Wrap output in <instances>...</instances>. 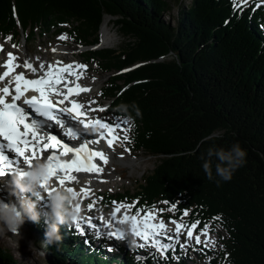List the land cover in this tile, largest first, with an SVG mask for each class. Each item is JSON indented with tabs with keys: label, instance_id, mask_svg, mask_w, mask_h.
I'll return each mask as SVG.
<instances>
[{
	"label": "trees",
	"instance_id": "16d2710c",
	"mask_svg": "<svg viewBox=\"0 0 264 264\" xmlns=\"http://www.w3.org/2000/svg\"><path fill=\"white\" fill-rule=\"evenodd\" d=\"M170 7L169 0H0V33L32 40L68 30L81 44L94 45L111 16L123 47L88 49L83 56L116 71L103 87L104 97L112 111L134 118L133 148L158 161L134 190L118 197L148 205L167 201L176 205L177 216L188 211L201 227L221 224L225 245L208 251L204 264H264V9L241 11L233 0H192L173 25L164 18ZM121 104L129 105L127 113ZM234 143L245 150V163L218 186L207 179L200 155L210 146L227 149ZM212 164L215 177V159ZM217 215L221 219L213 220ZM36 226L45 235L44 221ZM60 234L57 246H47L54 264H173L75 244L65 225ZM0 264H18L1 245Z\"/></svg>",
	"mask_w": 264,
	"mask_h": 264
},
{
	"label": "snow or ice",
	"instance_id": "6c2138e0",
	"mask_svg": "<svg viewBox=\"0 0 264 264\" xmlns=\"http://www.w3.org/2000/svg\"><path fill=\"white\" fill-rule=\"evenodd\" d=\"M245 2L246 0H240L241 4ZM60 38L65 39L66 36ZM7 39L11 40V37L9 36ZM13 47L16 46L13 45ZM2 50L3 45H0V51ZM7 57L8 59L4 64L7 70L0 74V82H4L10 73L15 72V69L21 66L32 73L43 71V75H39L35 79H29L26 78L25 72L21 71L16 73L14 77V88L12 81H8L3 87H0V177L13 175L16 171L24 169V167H21V163L26 168L30 167L38 158L47 159L50 172L48 180L55 178L61 187H67L66 182L83 183L81 179H78L80 173L94 174L101 177L105 172L109 157L106 151L98 149L96 146L103 142L109 150L114 151L116 143L130 141L127 131H125L123 137L119 135L118 131L125 125L131 127L129 122L121 120L119 117L114 119L98 117L94 121H86L84 118L86 112L83 111L85 106L74 97H78L81 92L90 91L91 89L81 87L79 83H75L73 86V81L69 79L75 72L72 65L54 68L53 65L46 67L44 64H40L37 67L27 60L23 65H20L14 63L17 56L13 53H7ZM60 63L57 61V64ZM76 68L84 70L87 65H77ZM82 75L83 72L81 71L79 75H76V80L78 81ZM31 91L38 93V95H26ZM52 94L62 98L54 102L50 98ZM97 103L96 101H90L88 110L93 112L108 110L107 106L92 107ZM69 121H75L76 124L82 125L85 131L90 126L95 129L98 125L100 131L97 138L83 139L78 146H71L60 135L51 131L54 127H58L63 130L62 135L64 137L80 139L83 134L78 128L70 126ZM6 150L9 153H15V157L10 158L6 154ZM128 150L130 151V149ZM46 152H50V154L45 156ZM69 154H71L70 158H64L68 157ZM48 180H45V184L48 183ZM101 182L104 181L101 180ZM67 189L76 191L73 187H67ZM51 190L49 189V191ZM80 192L87 197L91 192V188L83 187ZM40 199L42 200L44 197ZM93 204L94 202L89 203L87 209L92 210ZM113 204L115 212L110 214V218L106 221L103 216L99 218L104 227L108 229L107 231L99 230L98 224L95 222L97 218L94 216H79L75 218L70 227H74L78 234L85 235L87 229L93 236L106 239H126L131 235L143 241L138 244V247H155L161 255H166L169 250H173L172 244L163 243L164 238L179 243L180 236L183 233L188 240H194L199 245L202 243L201 235L206 236L208 234L209 225L205 223L199 234L194 235L193 230L197 229V226L201 223L200 220L185 224L172 219L171 223L176 227L174 234L170 235L171 230L168 229L165 221L160 219L157 222L155 213L149 209H137L136 214L132 216L125 213L121 220L116 221V213L121 208H131L134 205L116 204V202H113ZM172 207L174 208L176 205L173 203ZM77 208L80 209L79 204ZM141 212H143V215H141ZM188 215L189 213L184 211L180 220ZM212 219L219 221L221 217L217 215ZM116 223L129 224L130 228L127 230L121 228H116L115 231L111 230ZM204 246L207 247V241L204 242ZM180 247L183 248L185 245L180 244ZM108 250L111 251L110 248Z\"/></svg>",
	"mask_w": 264,
	"mask_h": 264
},
{
	"label": "rangeland",
	"instance_id": "374dc122",
	"mask_svg": "<svg viewBox=\"0 0 264 264\" xmlns=\"http://www.w3.org/2000/svg\"><path fill=\"white\" fill-rule=\"evenodd\" d=\"M192 0H169L171 3V7L169 10L164 13V18L167 20V22H170L173 25L177 24V21L180 17V11L183 6H187V4H190ZM14 11V10H13ZM15 16V12H14ZM107 19H109L108 25H109V30L112 36H114V40L112 41V44L110 45H103L101 47H113V48H122L124 43L126 42L124 38L120 36V32L118 29L117 24L114 22L113 19H111V16H106ZM105 18V19H106ZM66 34V33H65ZM67 35V34H66ZM62 35L58 36L57 33H48L45 35H37L36 37H32L31 42L25 43L23 39V35H20V40L21 43L18 45L17 48L21 49L22 52L29 51L30 55L42 59L43 56H46V52H48L50 55L53 54V49L57 47L63 46L61 43L62 39L60 38ZM65 36V35H64ZM0 35V39H3ZM19 37H15L17 39ZM65 41L68 42V44L71 47H66V49L61 50L64 51L67 55L74 56L75 57H83L82 54L83 52V47H79L76 45L69 37L65 38ZM4 42L8 44V48L13 49L14 43H10L11 41L8 40L7 38L4 39ZM54 51V52H55ZM51 56V57H52ZM44 59V57H43ZM75 59V58H72ZM91 70L88 73V79L87 81L93 85V95H99L101 91V87L104 86L106 79L110 75H112L114 72H107L104 71V69L100 66V64L91 62L90 63ZM95 78V79H93ZM91 81V82H90ZM100 100V97H99ZM106 105V104H105ZM103 105V106H105ZM128 122L131 125L132 121L128 118ZM128 126H125L124 128V134L125 131L127 133L129 132ZM126 141L117 143L118 148L112 150V153H110V150L107 152V154L110 156L109 159L113 160L115 164H119L120 167L123 169V172L120 171V175L118 174L116 177H113L112 179H107L106 181L103 180L104 182L99 181L100 186L95 185L94 188H92V191H95L92 193V199L90 200L89 203H93V206L96 205L97 203L101 204L100 210H106V204L103 202V195L106 193L109 194H115V196H120L121 191H126V190H134V188L138 185V183L141 181V177L146 171L152 170L155 168L156 164L158 163L157 157L154 155H150L146 151H137L134 155H130L129 150L125 144ZM122 146V147H121ZM110 153V154H109ZM109 176V175H107ZM105 177V176H103ZM0 188L1 190V197L2 200L5 202H13L15 201L14 196H10L9 191H8V185L5 184V182L0 181ZM78 192V191H77ZM90 192V193H91ZM80 189H79V192ZM89 193V194H90ZM163 206V209L165 210L166 205L161 204ZM48 207V201L47 198H44L40 202V208L41 210L45 209ZM108 207L111 208V205ZM172 213H175V210L173 207L168 208ZM98 217V214H97ZM183 220H187V216L183 217ZM26 227H24L25 230L22 232H19V234H10L6 232L4 235H0V245L7 248L12 252L13 256L17 259L18 264H54L53 259L51 257V253L47 248V245L45 244V235L42 234V232L38 231L35 227L36 224L31 222V221H26ZM213 227L212 233H209L210 228ZM211 227L208 228V237H212L211 241L209 239H206L207 245L213 247V249H220L223 248L225 245V241L227 239V232L226 230L221 226V224L217 223L211 225ZM90 232V231H89ZM73 233L78 234L77 231L73 228ZM81 238H85L88 236V233L85 235H81ZM93 235V234H92ZM204 237V236H203ZM78 241H82L79 239ZM184 245L185 247L181 248L179 246V249L176 254H171L170 259L167 260V262H174L176 260H183L186 261L188 260L187 264H193V263H198V264H203L200 260H198V254L200 252H204L202 248H197L196 250H193L191 248H188L189 245V240L185 238L184 240ZM191 241V240H190ZM205 242V241H204ZM165 244H172L173 247L176 246V241H170V243L163 242ZM125 245V243H122ZM111 249L109 251L112 255L116 252H123V249H119L117 247V244L110 245V247H107L108 249ZM135 249V248H133ZM155 249V248H154ZM152 248H141L140 250L135 251L138 257H145L148 254L150 255H159V256H167L166 255H161L158 251L154 250ZM131 248H128L127 251H125V254H129V251ZM124 253V252H123ZM111 255V256H112ZM178 258V259H177Z\"/></svg>",
	"mask_w": 264,
	"mask_h": 264
},
{
	"label": "clouds",
	"instance_id": "9594fccd",
	"mask_svg": "<svg viewBox=\"0 0 264 264\" xmlns=\"http://www.w3.org/2000/svg\"><path fill=\"white\" fill-rule=\"evenodd\" d=\"M131 108L137 116L142 113L139 107L133 103ZM119 110L127 113L129 105H119ZM246 152L239 143H234L230 148L210 146L201 153L202 169L208 180H215L219 186L221 181H230L236 169L245 163ZM215 159V177L213 175L212 161ZM50 176L47 159H36L30 167L18 170L5 181L8 185L10 196L16 199L13 202H5L0 199V235L11 231L19 233V228L31 221L39 224L43 219L45 230V244L57 246L62 236L61 225H72L75 218L80 216L79 193L69 191L67 187L54 185L48 180ZM219 179H216V178ZM45 180L48 183L45 184ZM49 189H52L49 191ZM41 197L47 198L48 207L41 210Z\"/></svg>",
	"mask_w": 264,
	"mask_h": 264
},
{
	"label": "bare ground",
	"instance_id": "6f19581e",
	"mask_svg": "<svg viewBox=\"0 0 264 264\" xmlns=\"http://www.w3.org/2000/svg\"><path fill=\"white\" fill-rule=\"evenodd\" d=\"M249 1L256 2L257 0H249ZM262 1H264V0H262ZM108 22H109V19L106 18V19L104 20L103 25H102V28H101V36H102V40H101V42H100V45H101V46H103V45H110V44H112V41L114 40V36H112L111 33H110ZM57 51L61 52V49L57 47ZM46 55H47V56H50V54H49L48 52L46 53ZM51 56H52V55H51ZM58 56H60V55H58ZM24 57H25L28 61L32 62L34 65H38V66L40 65V63H41L42 61H44L43 58H42V59H38V58H36V57L30 55V53H29L28 51H26V53L24 54ZM57 58H59V57H56V56H55V60H56ZM44 62H45V61H44ZM48 64H49V62L44 63L45 66H48ZM136 64H137V63H136ZM41 73H42V71H40V72H38V73H36V74H41ZM125 73H127V72H119V73H117V74H118V75H124ZM87 79H88V78H87ZM88 80H89V79H88ZM90 82H91V81H90ZM85 84L87 85V88H89V85H90V84L87 83V82H85ZM121 147H122V146H121ZM117 148H118V147H117ZM111 151H112V150H111ZM109 154H110V153H109ZM110 156H111V155H110ZM110 156H109V157H110ZM111 157H112V156H111ZM78 179H81V180L83 181V183H81V184H75L74 182H71V183L66 182V184L70 185V187L75 188V190L79 192V189H81V188H83V187H86V186H87V187H90L91 190H92V188L95 187L96 184H97V186H100L101 183H99V181L102 179V177H98V176H96V175H94V174H87V175H83V176L78 175ZM50 182H54V180L51 179ZM52 184H55V183H52ZM93 192H95V191H93ZM0 194H1V190H0ZM80 194H81V193H80ZM83 194H84V193H83ZM157 212H158V211H155V212H154L155 215L157 214ZM35 224H37V223H35ZM203 236H204V235H203ZM204 239H208V237L205 236ZM209 239H211V237H210ZM205 241H206V240H205Z\"/></svg>",
	"mask_w": 264,
	"mask_h": 264
}]
</instances>
